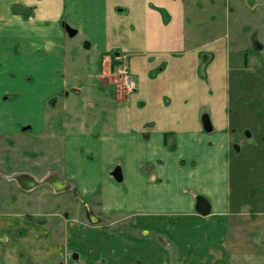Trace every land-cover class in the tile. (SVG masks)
<instances>
[{
  "label": "crops",
  "instance_id": "0c3cea01",
  "mask_svg": "<svg viewBox=\"0 0 264 264\" xmlns=\"http://www.w3.org/2000/svg\"><path fill=\"white\" fill-rule=\"evenodd\" d=\"M185 8L183 0H0V135L64 131L60 165L35 182L73 196L89 219L66 220L58 240L31 234L40 217L24 216L15 235L5 229L0 264H235L239 196L247 188L264 196V176L253 186L242 168L234 179L230 157L236 145L244 163L264 162L261 81L246 80L223 40L197 43ZM78 53L92 88L78 85ZM122 67L132 90L116 85ZM198 196L207 216L195 211ZM254 202L250 214L262 217L264 201ZM100 216L125 221L106 226ZM0 217L6 228L20 222Z\"/></svg>",
  "mask_w": 264,
  "mask_h": 264
},
{
  "label": "rangeland",
  "instance_id": "374dc122",
  "mask_svg": "<svg viewBox=\"0 0 264 264\" xmlns=\"http://www.w3.org/2000/svg\"><path fill=\"white\" fill-rule=\"evenodd\" d=\"M183 1L186 5L188 29L196 33L197 43L223 40L227 45L230 60L234 62L237 57L244 62L245 70L242 74L245 75L246 80L248 75L253 73L261 81L260 87L263 93L261 102L264 103V0ZM82 56L85 55L78 53L75 58L74 72L79 79L78 85L92 88V85L97 83L87 77L84 67L85 57ZM114 78L117 81L116 85L126 91L123 76ZM241 82L238 87H245L246 82L242 80ZM98 89L107 88L104 85V87L99 86ZM55 130L47 132L43 139L32 135L26 126L19 128V134L0 135V216L8 213L18 217L20 221L6 228L4 220L0 217V239L6 237L5 229L6 234L11 232L15 235L14 231L17 229L15 226L18 223H28L23 218L27 215L40 217L39 224L28 225L31 234L48 233L56 236L58 240L64 239L66 220L89 221L88 211L81 204H73L75 203L73 196L69 194L55 196L50 192L45 181L35 182L36 177L45 175L47 171H55L60 165L55 159L59 155L57 139L64 135V131L56 128ZM235 147L240 148L236 145ZM242 157L243 153L237 152L233 147L230 157L232 177L240 179L244 168L248 175H244V180L249 177V183L253 186L254 183L257 185L258 180L264 176V162L261 168H258L252 162L244 163ZM32 182H35L33 184L37 188L28 194L26 191ZM241 191L239 197L243 205L240 215L233 222L230 256L235 260V264L237 258H242L240 264H264V212L262 217H256L249 211L254 201L259 199L264 201V196L258 195L259 189L255 188ZM97 219L98 223L106 226L112 224V227H121L125 221L120 217L102 216Z\"/></svg>",
  "mask_w": 264,
  "mask_h": 264
},
{
  "label": "water",
  "instance_id": "95a60500",
  "mask_svg": "<svg viewBox=\"0 0 264 264\" xmlns=\"http://www.w3.org/2000/svg\"><path fill=\"white\" fill-rule=\"evenodd\" d=\"M65 30H66V32L69 35H74V31L71 33L69 29H65ZM201 122H202V127H203L204 131L209 132L211 130V128H210V124L208 122L207 116H203L201 118ZM235 149L238 152V148H235ZM112 177L117 182L121 181V175H120V172H119L118 168H116L112 172ZM195 211L201 216H207L209 214L210 205H209V203L207 202V200L205 198L200 197V196L196 197V200H195Z\"/></svg>",
  "mask_w": 264,
  "mask_h": 264
},
{
  "label": "built area",
  "instance_id": "2783aa9c",
  "mask_svg": "<svg viewBox=\"0 0 264 264\" xmlns=\"http://www.w3.org/2000/svg\"><path fill=\"white\" fill-rule=\"evenodd\" d=\"M121 76H123L124 84L127 89H134L135 82L131 79V76L128 73V70L126 67H122L118 69Z\"/></svg>",
  "mask_w": 264,
  "mask_h": 264
},
{
  "label": "trees",
  "instance_id": "16d2710c",
  "mask_svg": "<svg viewBox=\"0 0 264 264\" xmlns=\"http://www.w3.org/2000/svg\"><path fill=\"white\" fill-rule=\"evenodd\" d=\"M64 29H69L71 33L73 32V30H71L70 28H68L66 26L64 27Z\"/></svg>",
  "mask_w": 264,
  "mask_h": 264
}]
</instances>
